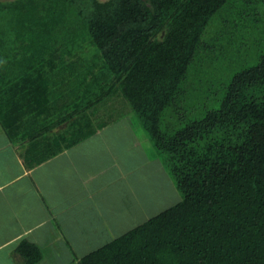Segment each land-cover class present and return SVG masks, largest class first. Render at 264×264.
<instances>
[{"label":"trees","instance_id":"obj_1","mask_svg":"<svg viewBox=\"0 0 264 264\" xmlns=\"http://www.w3.org/2000/svg\"><path fill=\"white\" fill-rule=\"evenodd\" d=\"M126 116L180 199L79 263L264 264V0H0V122L29 167Z\"/></svg>","mask_w":264,"mask_h":264},{"label":"crops","instance_id":"obj_2","mask_svg":"<svg viewBox=\"0 0 264 264\" xmlns=\"http://www.w3.org/2000/svg\"><path fill=\"white\" fill-rule=\"evenodd\" d=\"M122 119L119 126H112L118 120L32 167L24 156L27 140L13 141L0 122V264H26L27 254L19 250L23 241L41 251L40 260L34 264H80L82 255L100 245L84 247L87 241H106L105 237L114 235L116 224L123 225L132 217L131 205H126L134 198L130 193L132 165L124 164L114 148L115 140L109 136L122 138L125 131L132 134L130 118ZM67 124H58L50 134L62 132ZM104 130L109 135L95 141ZM140 138L150 154L148 143ZM147 152L144 163H155L154 167L164 170L160 157ZM52 163L57 171L53 181L43 174L45 165ZM128 186L129 196L115 197L118 189ZM121 205L127 213L120 210ZM96 212L99 217L94 218L95 224L89 220L81 225L83 217ZM73 223L79 224L78 228ZM92 228L95 237L86 235ZM81 248L85 250L78 254Z\"/></svg>","mask_w":264,"mask_h":264},{"label":"rangeland","instance_id":"obj_3","mask_svg":"<svg viewBox=\"0 0 264 264\" xmlns=\"http://www.w3.org/2000/svg\"><path fill=\"white\" fill-rule=\"evenodd\" d=\"M7 46L8 47L4 49H8V51L11 53H13L12 51L18 50L17 47L14 48L13 47L14 45L12 46L9 43L7 44ZM11 49H16V50H11ZM86 49H94V48L87 45ZM25 51L26 50H18V53H25ZM103 109L104 111H106L109 108L104 107ZM121 121H123V119H119V122L113 124L112 126L113 127L119 126L121 124ZM142 131L143 130L137 132L136 130H134L132 134H130L131 132L129 131H125L126 135L120 138L118 136L115 137L114 134L109 135V132L107 130H104L103 132L95 136L94 138L95 141L107 135L112 137L115 140L113 141L115 144L114 148H116L115 150L117 151V153L120 154L121 160H123L124 164H127V166L131 167L132 165L131 168L133 169V174L131 177L132 182L130 184L131 185L130 193L134 198L132 202H129L128 200L126 201V205L127 203L131 205L132 212L131 211L130 212L132 213L131 214L132 217L129 216L130 219H127L123 225L116 224V226L112 229L113 233H111L114 235H112L111 237H105L106 241H101L99 243H96V238H93L91 241L90 240L87 241L86 245H83L84 247L89 245H91L92 247L95 244L102 245L105 242H107V240L109 241L115 238L116 236H119L120 234L124 233L126 230L140 224L141 222L148 219L150 216L156 214L157 212L161 211L162 209L172 206L178 199H180L179 190L174 185L168 172L165 169L160 171L159 170L160 168L154 167L156 166L155 163H147V164L144 163L145 161L144 154L147 152V148H146V144L142 142L140 138V137L143 138L144 136ZM116 134H119V132H116ZM136 135L138 137L137 139H136ZM137 142H139V144H137ZM148 151L150 152V154L148 152L147 154L153 156L152 148L149 147V144H148ZM54 167L55 166L53 163L47 164L45 165L43 171V174L48 175L49 179L51 178L52 181L56 179L55 174L57 171L55 172ZM128 189L129 186L126 187V189H122V190L118 189L117 193L115 194V197H119L120 194H125L126 196H129V193H127ZM80 193L81 190H79L77 194ZM120 207L122 208L120 209L121 211L125 210L123 209L122 205ZM136 211L139 212H137L135 215ZM125 213H127V210H125ZM96 216L99 217V214L97 212L89 215V218L87 219L83 217V220L81 221V225L88 222L89 220L95 224L94 218ZM73 224L76 228H78L79 224L77 223H73ZM96 226L97 225H95V227ZM93 228L91 233L86 234L87 236L95 237V232ZM99 237L102 236L99 235L98 238ZM83 250L85 249L81 248L78 254L82 253Z\"/></svg>","mask_w":264,"mask_h":264}]
</instances>
